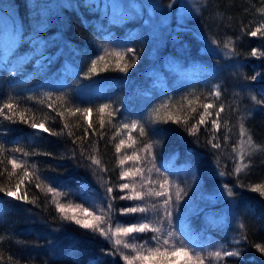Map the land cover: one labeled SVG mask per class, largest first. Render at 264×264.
<instances>
[{"label": "trees", "instance_id": "1", "mask_svg": "<svg viewBox=\"0 0 264 264\" xmlns=\"http://www.w3.org/2000/svg\"><path fill=\"white\" fill-rule=\"evenodd\" d=\"M131 1L123 0V4L128 5ZM163 2L167 4V0ZM261 8H264V0H205L196 18L190 20L191 26L172 19L165 27L160 26L154 31L144 24L149 15L144 14L146 18H142L137 9L126 8V17L112 23L110 8L107 11L104 7L90 8L85 6L84 0H0V35L5 40V34L8 36L13 28L21 29L23 33L15 53L7 61L0 62V105L11 97L21 109H29V115L36 113L37 122L48 116L46 127L51 130L59 132L65 123L69 125L64 129L65 134L57 136L37 132L27 123H11L0 117V144L6 150L0 157L4 159L0 170H12L7 162L10 156L26 159L29 165L37 166L42 178H52L59 184L60 191L71 192L72 196L62 197L61 202L71 200L84 203L85 207L103 206V181H110L112 185L124 183L120 179V153L115 149L121 137L115 136L117 118L127 122L143 121L157 105L169 100L180 101L189 93L200 95L204 101L216 85H220L222 95L213 101L214 106L220 103L232 106L231 112L226 108L225 113H221L222 120L227 118L232 127L229 135L237 133L239 116L248 110L245 126L253 141L264 147V105H256L250 99L252 95L264 99V78L255 81L244 79V76L257 72L264 77V58L249 55L254 48L264 51V38L259 35L252 37L242 31H250L264 22V16L258 11ZM38 16L43 24L38 36L44 41L43 56L51 54L41 62L39 60L43 56L32 55L31 43V37L36 34ZM126 26L128 29L123 30ZM113 32L118 36L115 42H123L136 49L139 60L126 74L115 70V61L111 60L107 72L102 71L91 79L85 78L88 65L96 55H100V43L106 42ZM159 38H163V44L158 43ZM228 38L235 42L234 56L228 49L213 43L214 40L224 42ZM203 40L218 51L206 48ZM160 49L162 52L153 54ZM222 53L227 55L226 58ZM24 56H29V59L13 74L15 62ZM175 75L184 80L200 79L201 82H194L193 87H189L191 83L169 86L170 78ZM49 93L53 97L65 96L73 107L92 108L93 113L85 119L80 114L71 116L65 112L61 118L46 104L38 102ZM103 104L117 107L119 112L112 118L105 113V125L101 128L100 114L95 109ZM55 107L60 109V104L56 103ZM193 107H197L198 112L202 110L198 104ZM182 111V116L189 111L186 104ZM193 114L194 119L196 116ZM209 124L201 126L198 137L185 131L182 124L147 126V139L158 142L153 154L161 171L167 172L178 165L188 166L200 181L201 201H198L195 211L185 213L176 226L193 247L215 239L227 250H241L239 257H227L223 264H264V254L253 246L264 244V197L239 186L241 183H264V151L246 158L251 159V166L240 173L238 179L231 174L234 167L231 163L234 159L232 144L224 139L221 141L222 133L225 134L221 128L216 135L220 137L218 142L222 147L213 149L208 143L210 133L205 131V127L211 128ZM153 128L166 131L163 135H153ZM68 131L73 136H68ZM134 134L140 143L146 139L139 137L136 131ZM92 146L98 148L95 154L107 171H101L86 158L92 154ZM17 147L51 155L23 157L11 151ZM81 147L85 150L84 155L80 153ZM220 171L228 174L220 176ZM17 172L22 174L21 170ZM16 179L13 177L9 181L5 173L0 176V186H12ZM36 183L35 179L32 183L26 181L21 190V195L27 191L29 199L36 197L35 203L17 201L0 192V237H3L0 241V264H125L119 256L106 254L112 249V244L104 237L62 220L50 203V195L36 188ZM224 184L236 193L225 202L217 195L219 186ZM120 194L114 189L113 195ZM126 205L135 204L128 200L114 201V225L117 222L122 225L136 222V214H120L119 209ZM241 223L245 225L244 230L239 227ZM242 231L246 232L247 240L241 239ZM151 235H142L136 243L151 241ZM236 240L240 243H234Z\"/></svg>", "mask_w": 264, "mask_h": 264}, {"label": "snow or ice", "instance_id": "2", "mask_svg": "<svg viewBox=\"0 0 264 264\" xmlns=\"http://www.w3.org/2000/svg\"><path fill=\"white\" fill-rule=\"evenodd\" d=\"M85 6L90 8H99V0H84ZM176 0H170L168 7L171 8ZM104 9L107 11L111 8L112 23H118L124 19L127 15L126 8H130L135 11L136 5L128 4L124 5L119 3L118 0H107L104 3ZM34 7H39L34 5ZM262 16H264V8L258 10ZM2 12V10H0ZM2 19V15H0ZM43 24L37 17V27L35 29V35L31 37V43L33 47L32 55L39 54L43 56L44 41L38 39L40 29ZM251 28V25L248 26ZM246 34L252 37L264 38V22H261L254 29L248 31L242 29ZM23 38V33L21 29L13 28L8 36L7 40H4L2 35H0V52H2L3 62L7 61L10 56H12L17 48V45L21 43ZM217 47H223L228 49L231 54L236 55L235 42L228 38L224 42L213 41ZM250 56L256 58H264V51L259 48H254L249 53ZM115 59V70L121 73H127L131 66H134L136 61L139 60V54L136 49L132 47H127L122 51H118L115 48H103V54L98 55V57L90 62L88 68L85 72V78L91 79L95 75H99L100 72H107L109 70L108 59ZM29 59V56H24L15 62V67L13 69V74L18 70L19 66L22 65ZM103 65V67H101ZM262 77V74L257 72L252 76H244L245 80L255 81ZM222 95L220 85L214 86L211 92L204 97V101H201L200 95L195 93H189L187 96L181 97L180 101L173 102L171 100L163 102L156 107H154L151 113L141 120H132L129 122H124L119 125L115 136L121 135V132L127 130V138H122L115 145L117 153L121 152V148L127 143L129 148L133 151L131 154H124L119 158V165L121 167L120 179L127 181L122 184L112 185L110 181H103L105 185V196L104 205H89L85 207L84 203H73L70 200L67 202H61L62 197H66L67 193L59 190V184L56 183L52 178H42L39 174V169L35 164H28L26 159H18L16 156H10L7 158V162L11 165V171L9 172L7 168L0 170V176H4L7 173V178L9 181L13 177H17L16 182L12 186H0V192H3L7 197H10L17 201H22L24 203H35L36 197L29 199L27 191L21 195L22 186L25 182L32 183L35 179L37 183L36 188H39L45 195H50V203L55 206V209L60 213V218L62 220L69 221L78 225L80 228L89 230L92 233L98 234L104 237L112 244V249L106 254L109 256H119L125 264H206V261L215 260L217 262L223 261L227 257H239L241 255V250H217L209 252L207 256L203 255L201 252L196 251V249L191 248L184 244V242L179 238L177 233L174 231V213L179 211L178 202L182 198V194L186 195L184 188L180 187L177 183L175 185V193L173 194L172 187L173 181H171L165 173L161 172L159 167L155 163V156L153 154V149L158 142H150L148 137V125L156 124H167L169 122L174 124H182L185 131L194 137H198L201 126H206L209 118L211 119V128L205 127V131L210 133V138L208 143L213 149H220L222 146L218 142V137L216 133H219L221 128L225 131L226 140L230 139V134L232 132V127L229 126L228 119L224 118L222 120L221 113H225L226 108L229 112L232 111V106H226L220 103L218 106H214V100H219ZM190 97H192L190 99ZM31 99V97L29 98ZM251 101L256 105H264V99H258L257 96L252 95L250 97ZM39 103L46 104L49 109L56 112V115L63 118L65 112L71 116H80L87 119L92 115V108H80L73 107L68 99L63 96L53 97L52 94H47L44 100L38 101ZM60 104V109L55 107V104ZM177 104L180 107H177ZM185 104L189 111L185 115H180V111L184 109ZM194 104H198L202 111H197V107H193ZM210 111V109H214ZM7 110V111H6ZM97 113L100 114L99 124L101 128L105 125L104 114L107 113L109 118L114 117L118 112L119 108L113 107L110 104L100 105L95 109ZM239 112V108H236ZM29 109H21L19 104L15 102L14 98H8L2 105H0V117L8 120L11 123H27L28 126L37 132H44L49 135H63L64 129H68L69 125L64 124V128L59 132L54 131L46 127V122L49 119L48 116H43L39 122L36 120V113H31L29 115ZM192 113H197L196 118L193 119ZM248 110L244 115H240L238 119V139L233 145L232 151L236 154L233 159V170L232 175L237 176L251 166V159H246L252 157L255 153L264 151V147L256 144L253 141L252 135L249 133L245 126V120L247 119ZM193 120L192 123H189ZM108 123L111 124L112 120L109 119ZM116 127L115 125H113ZM91 128V123L88 124ZM138 132L139 137H145L146 139L141 143L139 148L134 147L137 143L136 137L131 136V132ZM165 129H155L153 128V135L159 134L163 135ZM87 132V129H85ZM68 136H73L71 131L67 132ZM113 136V139H115ZM76 139L83 140L84 137H77ZM75 143V140H73ZM5 147L0 144V157H3L5 152ZM14 153H20L23 157L34 156L37 154L51 155V153H36L25 151L19 147L11 150ZM75 152V150H73ZM98 152V148L92 146V154L87 155V159L92 165L97 166L101 171H107L106 168L102 167L101 160L97 157L95 153ZM81 155L85 154L83 147L80 149ZM75 159V156H73ZM132 162V165L128 168L123 166ZM4 163V159L0 158V165ZM31 169V170H29ZM17 170H21L22 174L18 175ZM155 173V176L153 175ZM220 176H225L228 173L220 171L218 173ZM51 181V182H49ZM240 187H247L248 190L254 193H259L264 197V183H259L256 185H244L239 184ZM114 189L118 190L120 195H113ZM226 193L228 197H234L236 193L233 191L232 187L227 184L223 185V193ZM116 199L128 200V201H139L135 205H126L119 209L121 215L129 214H140L136 217L135 223H129L127 225H122L112 222V215L116 212L113 204ZM87 203V202H85ZM182 219V218H177ZM241 230L245 229V225L241 223L239 225ZM141 233H151L152 244H149L148 240L143 243H136L140 238L137 234ZM241 239L247 240V234L245 231L241 232ZM3 237H0V241ZM234 243L239 244L240 240L234 241ZM258 252L264 254V244L253 245ZM127 250V251H125ZM2 258V257H0Z\"/></svg>", "mask_w": 264, "mask_h": 264}, {"label": "rangeland", "instance_id": "3", "mask_svg": "<svg viewBox=\"0 0 264 264\" xmlns=\"http://www.w3.org/2000/svg\"><path fill=\"white\" fill-rule=\"evenodd\" d=\"M204 1L205 0H176V3L173 4V6L171 8L168 7L170 0H167V4H165L163 2V0H133L130 2V4L134 3L136 5V9L140 11L141 15H143L142 18H146V17H144L145 16L144 14L149 15L144 24L147 25L149 30L153 29L154 31H156V28H158L160 26L165 27L169 23V21L172 19H175L178 23H182L184 25L191 26L190 20L196 18L197 14L199 13L200 7L204 3ZM99 2H100V7L103 8L104 7L103 5H104V3L107 2V0H99ZM118 2L123 4V0H118ZM51 6L53 8L55 7L53 2L51 3ZM122 26H124V25H122ZM127 29H128V26L123 28V30H127ZM140 29H141V27H140ZM108 37H109V39L107 38L108 40L106 42L100 43L101 44L100 45V55L103 54V48L104 47L115 48L118 51H122L125 48L129 47L128 45H124L123 42H119V43L115 42V39H117L118 36L114 32L111 33V35ZM38 39L42 40V38H40V37H38ZM5 40H7L6 34H5ZM158 43L163 44V38H159ZM203 44L205 45L206 48L211 47L213 50L218 51L214 47L209 46L208 42H207V44H205L204 40H203ZM157 52H162V50L161 49L155 50V52L153 54L156 55ZM225 55L222 53L223 58H226ZM50 56H51L50 53H46L42 58H40L39 62L46 60ZM162 56H163V53H162ZM97 57L98 56L96 55L94 57V59H96ZM113 59L114 58H109L108 63L111 62V60L115 61V59L114 60ZM2 60H3V57H2V52H1L0 53V62ZM101 66L103 67V65H101ZM132 68L133 67H131L129 70L131 71ZM63 70H62V72H63ZM197 81L201 82L200 79H194L193 81L192 80H184L183 78H179L177 75H175V76H172L170 78L169 86H177V85L187 86L191 83L189 85V87H193L195 85L194 82H197ZM199 86L200 85H198L197 88ZM210 111L214 112L213 109L212 110L210 109ZM182 112L183 111L181 110L180 113H182ZM180 113H178V114H180ZM193 116L195 117V116H197V114H193ZM213 118H215V117L213 116V117L209 118V120H208V122L210 123L209 124L210 126H211V119H213ZM124 122H127V121L123 120L122 118H117V123H118L117 128L119 127V125L121 123H124ZM169 123H171V122H169ZM236 132H237L236 134L230 135L229 140L224 139L223 137L225 136V134L222 133L221 141L224 139V140H226V142L231 143L232 147H233V145L235 144V142L238 139V128L236 129ZM120 136H121L120 139H122V138L126 139L127 138V130L121 132ZM131 136L136 137V135L134 134V131L131 132ZM218 138H220V137L218 136ZM140 146H141V143L137 139V143H136V145H134V147L139 148ZM155 147H156V145H155ZM155 147L153 149V153H154ZM132 151H133V149L129 148L127 146V143H126L121 148L120 157L124 154H131ZM235 155L236 154L233 152L232 157L235 158ZM231 160H232L231 163L233 164V159H231ZM155 163L158 167V163L157 162H155ZM131 165H132V162H128L123 167L128 168ZM160 171H161V169H160ZM163 173H165V175H167L168 178L171 181H173V187H172L173 194L175 193V185L177 183L180 185V187L184 188L186 193H187L186 195L182 194L183 198H181L178 202L179 211L174 213V219H173L174 231L177 233L179 238L184 242L185 245L196 249V251L201 252L205 256H207V254L209 252H213V251H217V250L227 251V248L221 246L220 243L215 239H210V240L208 239V242L206 244H203V245L199 244L198 246L193 247L190 244H188L186 237L182 234L181 231H179V229L176 226V224L178 225V221L180 220L177 218H183L185 213L187 214L188 212L195 211L198 201L200 202L202 199V195H201L200 190H199L200 181H199L197 175L194 173V170H192L188 166L178 165V166L171 167V169H169L167 172H163ZM153 175L155 176V173H153ZM125 182H127V181H124V183ZM70 193L71 192L68 191L67 198L72 196V194H70ZM195 193H197V194L195 195ZM222 193H223V186H219L217 195H220L224 202L231 198V197H228L226 195V193H224V194H222ZM71 202H73V201H71ZM137 203H140V202L134 201V204H137ZM226 209H227V212L230 211V208L228 206L226 207ZM136 215L139 216L140 214L137 213ZM148 234H151V233H141V234H137V235L139 237H141L142 235H148ZM148 241H149V244L153 243L150 240H148ZM206 264H223V263H222V261L217 262L215 260H212V261H206Z\"/></svg>", "mask_w": 264, "mask_h": 264}]
</instances>
